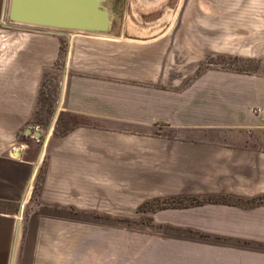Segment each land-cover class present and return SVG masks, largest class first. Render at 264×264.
Segmentation results:
<instances>
[{
	"label": "crops",
	"instance_id": "obj_1",
	"mask_svg": "<svg viewBox=\"0 0 264 264\" xmlns=\"http://www.w3.org/2000/svg\"><path fill=\"white\" fill-rule=\"evenodd\" d=\"M8 2L0 0V14ZM40 53L47 58L45 49ZM28 57L20 51L19 63L6 72L17 82H3L0 89V131L10 130L16 140L22 127L37 142L30 150L0 139V264H74L73 219L81 217L73 209L99 217L94 210H103L104 203L137 202V172L151 178L156 170L170 172L161 180V195L188 198L156 208L153 220L211 238L151 243L145 246L146 262L264 264V74H243L240 84L224 86L219 94L212 93L211 72L204 78L208 86L194 81L178 92L137 84L151 80L144 68L107 67L95 77L71 73L64 77L55 117L63 111L80 122L55 133L56 118L44 130L25 125L34 112L35 83L48 64L27 65ZM154 121L192 129L160 145L184 163H154ZM130 125L145 132L138 135ZM29 204L22 242L20 214ZM108 217H120L119 205ZM100 250L85 264H120L119 244L104 242Z\"/></svg>",
	"mask_w": 264,
	"mask_h": 264
},
{
	"label": "rangeland",
	"instance_id": "obj_2",
	"mask_svg": "<svg viewBox=\"0 0 264 264\" xmlns=\"http://www.w3.org/2000/svg\"><path fill=\"white\" fill-rule=\"evenodd\" d=\"M102 6L108 10L112 24L106 33L14 25L7 16V7L2 10L0 89L3 82H17L15 74L6 72L19 63L20 51L29 56L24 60L27 65L48 62L35 83L34 112L26 126L37 124L44 130L50 118L55 120L64 77L71 73L95 77L107 67L122 70L144 68L151 72V80L137 81V84L147 83L154 89L178 92L194 81L205 83L204 78L211 72L212 93L219 94L224 93V86L240 84L243 74H264V0H102ZM128 28L142 33L134 35ZM104 35L109 39H103ZM53 42L57 47L56 57L51 62L49 50L53 51ZM43 49L47 58L40 53ZM114 77L127 81L122 75ZM78 122L79 118L61 111L56 118L55 133L64 132ZM21 128L15 131L16 140L10 130L0 131L2 143L6 142L8 146L20 143L31 150L37 142L25 136ZM129 128L135 129L138 135L145 132L138 125ZM151 130L154 163L161 166L185 162L183 156L172 153L167 147L162 149L160 145L167 140L171 144L170 140L178 131L192 129L154 121ZM187 162L191 163V160ZM168 174L170 172L156 170L151 178H144L143 172H137V202L104 203L103 210H94L99 217H88L86 213L73 209L74 217H81L73 219L74 264H85L87 258L96 257L102 252L104 242L119 244L116 258L120 264H150V260L146 262V254H150L145 250L146 245L173 242L175 240L169 238L175 237H210L197 236L192 230L181 232L153 220L152 211L156 208L188 198L160 194L161 180ZM133 197L131 194L130 198ZM118 205L120 217L109 218V214L117 211ZM29 211L30 204L20 214V223L24 226L22 242L28 235L25 227L30 223ZM23 253L21 244L17 257L21 258ZM25 253L32 255V251Z\"/></svg>",
	"mask_w": 264,
	"mask_h": 264
},
{
	"label": "water",
	"instance_id": "obj_3",
	"mask_svg": "<svg viewBox=\"0 0 264 264\" xmlns=\"http://www.w3.org/2000/svg\"><path fill=\"white\" fill-rule=\"evenodd\" d=\"M10 21L37 26L103 33L108 32L111 18L102 0H9Z\"/></svg>",
	"mask_w": 264,
	"mask_h": 264
},
{
	"label": "bare ground",
	"instance_id": "obj_4",
	"mask_svg": "<svg viewBox=\"0 0 264 264\" xmlns=\"http://www.w3.org/2000/svg\"><path fill=\"white\" fill-rule=\"evenodd\" d=\"M128 29H129V31L132 32V34H134V35H138V33H139V34L142 33L141 31L138 32V31H136V30H132V29H130V28H128ZM127 32H128V31H127ZM130 32H129V34H131ZM135 33H136V34H135ZM127 34H128V33H127Z\"/></svg>",
	"mask_w": 264,
	"mask_h": 264
},
{
	"label": "trees",
	"instance_id": "obj_5",
	"mask_svg": "<svg viewBox=\"0 0 264 264\" xmlns=\"http://www.w3.org/2000/svg\"><path fill=\"white\" fill-rule=\"evenodd\" d=\"M208 199H212V198H208Z\"/></svg>",
	"mask_w": 264,
	"mask_h": 264
}]
</instances>
